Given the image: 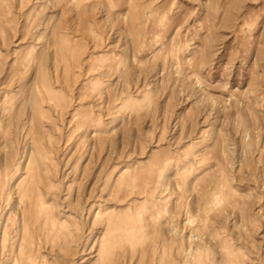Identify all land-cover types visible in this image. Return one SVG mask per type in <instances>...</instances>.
Returning <instances> with one entry per match:
<instances>
[{"label":"rangeland","instance_id":"rangeland-1","mask_svg":"<svg viewBox=\"0 0 264 264\" xmlns=\"http://www.w3.org/2000/svg\"><path fill=\"white\" fill-rule=\"evenodd\" d=\"M0 264H264V0H0Z\"/></svg>","mask_w":264,"mask_h":264}]
</instances>
